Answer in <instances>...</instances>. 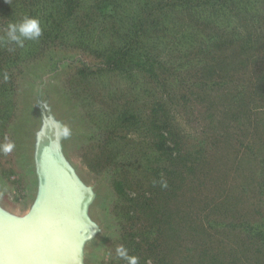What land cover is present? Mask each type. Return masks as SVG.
<instances>
[{"label":"trees","instance_id":"16d2710c","mask_svg":"<svg viewBox=\"0 0 264 264\" xmlns=\"http://www.w3.org/2000/svg\"><path fill=\"white\" fill-rule=\"evenodd\" d=\"M82 1L34 4L42 29L36 43L70 40L86 52L101 29L102 37L119 38L101 54L107 72L129 80L144 74L145 121L159 140L134 150L142 157L134 170L144 162L156 178L148 191L146 177L113 183L116 194L125 180L142 191L129 233L138 242L128 245L153 264H245L232 238L252 252L251 264L264 262V0H90L84 10ZM18 6L25 12L31 3ZM7 15L5 25L26 17ZM48 50L56 75L76 59ZM89 74L76 73L79 86ZM120 102L113 98L112 106ZM176 114L200 125L195 137Z\"/></svg>","mask_w":264,"mask_h":264},{"label":"rangeland","instance_id":"374dc122","mask_svg":"<svg viewBox=\"0 0 264 264\" xmlns=\"http://www.w3.org/2000/svg\"><path fill=\"white\" fill-rule=\"evenodd\" d=\"M22 1L0 0V144L10 142L14 145L8 154L0 152V197L7 207L16 212L25 211L32 200V132L38 122L35 110L38 91L40 85H44L43 93L50 97L57 113L73 128L67 140L70 158L84 178L101 193L94 208V216L103 226L104 233L90 246L88 264H126V261L116 255L118 245H123L129 255L138 257L139 264H153L152 255L141 249L135 251V248L128 245L133 240L138 242V238H130L129 233L134 232V201L142 191L135 193V187L128 180L124 181L123 189H119L117 194L113 186V183L118 184L129 174L130 177L136 175L148 178L144 188L148 191L149 181L156 178L150 171V166L144 162L140 163L139 171L134 170L138 166V160L142 161V157H137L134 150L141 149L143 153L149 144L159 140L149 132V123L145 121L149 107L143 104L148 102L142 90L147 83L144 74L137 71V76L129 80L126 74L107 72L110 69L108 63L103 62L101 54L107 48L112 49L117 45L119 38H104L100 35L101 29L94 31L95 37L86 52H83L82 46L75 47L70 40L64 39L54 41L51 45L37 44L40 40H25L23 47L9 42L5 35L7 14L14 18L26 14V17L38 19L34 14V4L41 3L44 6L47 3V0H28L31 6L29 9L24 8L25 12H22L18 6ZM81 4V9L84 10V6L91 2L84 0ZM20 21L16 19L12 23ZM49 46L60 54L76 58L74 62H62L69 63L70 69L64 68L61 74H54L47 63ZM163 55L167 61L168 53L162 52L161 56ZM2 68L6 77L2 75ZM77 72L90 73L80 86L75 77ZM113 98L121 100V106H129L114 108ZM142 105L144 106L141 107ZM193 111L196 112L197 109L194 108ZM131 115L137 117L136 124H122V118ZM176 115V120L190 137H195L200 125L191 118L189 120L186 115V121L179 114ZM125 169H129L131 173H126ZM112 173L115 175L113 178ZM229 242L241 249V258L245 264H251L250 260H255L252 252L246 251L235 239L231 238Z\"/></svg>","mask_w":264,"mask_h":264},{"label":"water","instance_id":"95a60500","mask_svg":"<svg viewBox=\"0 0 264 264\" xmlns=\"http://www.w3.org/2000/svg\"><path fill=\"white\" fill-rule=\"evenodd\" d=\"M43 90L40 85L32 132L34 194L23 212L10 209L0 197V261L88 264L90 246L104 233L94 216L101 193L70 158L67 140L73 128Z\"/></svg>","mask_w":264,"mask_h":264},{"label":"clouds","instance_id":"9594fccd","mask_svg":"<svg viewBox=\"0 0 264 264\" xmlns=\"http://www.w3.org/2000/svg\"><path fill=\"white\" fill-rule=\"evenodd\" d=\"M5 35L9 42L23 47L25 40H37L42 35L40 21L34 17H24L18 23H9ZM67 134L68 132L65 130V135ZM13 148L14 145L10 142L0 144V152L3 154L10 153ZM166 186V182H162V187ZM116 255L126 261V264H139V258L129 255L128 250L123 245L116 247ZM0 264H3V261H0Z\"/></svg>","mask_w":264,"mask_h":264}]
</instances>
